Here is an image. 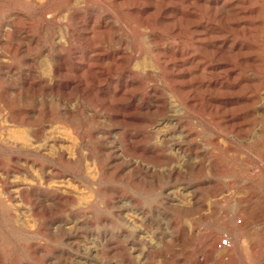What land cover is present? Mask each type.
I'll list each match as a JSON object with an SVG mask.
<instances>
[{
	"label": "rangeland",
	"instance_id": "obj_1",
	"mask_svg": "<svg viewBox=\"0 0 264 264\" xmlns=\"http://www.w3.org/2000/svg\"><path fill=\"white\" fill-rule=\"evenodd\" d=\"M0 264H264V0H0Z\"/></svg>",
	"mask_w": 264,
	"mask_h": 264
},
{
	"label": "bare ground",
	"instance_id": "obj_2",
	"mask_svg": "<svg viewBox=\"0 0 264 264\" xmlns=\"http://www.w3.org/2000/svg\"><path fill=\"white\" fill-rule=\"evenodd\" d=\"M63 136H64V135H63ZM59 137H60V136H59ZM29 145H30V144H29ZM24 185H25V184H24ZM178 204H179V203H178ZM237 223H238V222H237ZM237 227H238V226H237ZM157 241H158V240H157ZM213 244H214V243H213ZM227 245H228V240H227V244H226V245H224L223 241H222L221 244H220L221 247H224V246H227ZM212 246H213V245H212ZM210 247H211V246H210ZM227 249H228V248H227ZM218 251H219V250H218ZM224 255H225V254H224ZM225 257H226V256H225ZM225 257H224V258H225ZM224 258H223V259H224Z\"/></svg>",
	"mask_w": 264,
	"mask_h": 264
},
{
	"label": "built area",
	"instance_id": "obj_3",
	"mask_svg": "<svg viewBox=\"0 0 264 264\" xmlns=\"http://www.w3.org/2000/svg\"><path fill=\"white\" fill-rule=\"evenodd\" d=\"M223 243H224V245H226V244H227V240H224V242H223Z\"/></svg>",
	"mask_w": 264,
	"mask_h": 264
}]
</instances>
